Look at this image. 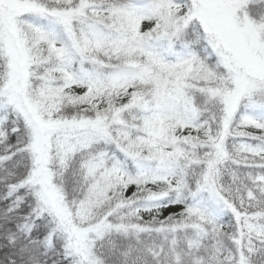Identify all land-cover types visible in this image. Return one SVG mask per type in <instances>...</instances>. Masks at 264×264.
<instances>
[{
  "label": "snow or ice",
  "instance_id": "6c2138e0",
  "mask_svg": "<svg viewBox=\"0 0 264 264\" xmlns=\"http://www.w3.org/2000/svg\"><path fill=\"white\" fill-rule=\"evenodd\" d=\"M0 264H264V0H0Z\"/></svg>",
  "mask_w": 264,
  "mask_h": 264
}]
</instances>
